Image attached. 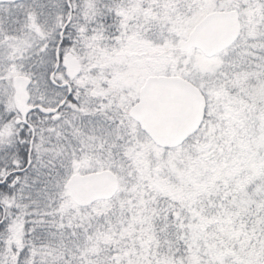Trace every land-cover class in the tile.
<instances>
[{
    "label": "snow or ice",
    "instance_id": "snow-or-ice-1",
    "mask_svg": "<svg viewBox=\"0 0 264 264\" xmlns=\"http://www.w3.org/2000/svg\"><path fill=\"white\" fill-rule=\"evenodd\" d=\"M0 264H264V0H0Z\"/></svg>",
    "mask_w": 264,
    "mask_h": 264
}]
</instances>
